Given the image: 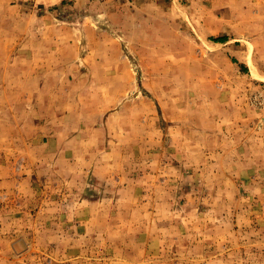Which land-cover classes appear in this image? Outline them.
<instances>
[{
    "label": "rangeland",
    "instance_id": "374dc122",
    "mask_svg": "<svg viewBox=\"0 0 264 264\" xmlns=\"http://www.w3.org/2000/svg\"><path fill=\"white\" fill-rule=\"evenodd\" d=\"M0 264H264V0H0Z\"/></svg>",
    "mask_w": 264,
    "mask_h": 264
},
{
    "label": "crops",
    "instance_id": "0c3cea01",
    "mask_svg": "<svg viewBox=\"0 0 264 264\" xmlns=\"http://www.w3.org/2000/svg\"><path fill=\"white\" fill-rule=\"evenodd\" d=\"M119 92V91H118ZM117 92V93H118ZM121 92V91H120ZM124 108H122L120 111H118V112H122V110H123ZM84 137V136H83ZM78 138V136H76V137H74L72 140L74 141V140H76ZM69 139V138H68ZM68 139H66V140H68ZM85 140H87L86 139V137H84L83 138V141H85ZM65 152H66V156H68V157H74L75 156V152L74 151H70V150H64ZM62 152V151H61ZM84 158H86L87 159V156H84ZM69 164H68V166L65 168V173L67 174V176L68 175H72V176H76V175H78V177L79 176H84V175H86V172H81V171H78L77 170V167H76V165L74 164V163H71V162H73L72 160H69ZM91 172V171H90ZM113 173H115V172H111L110 173V171L107 169H94V171H92V175H95L96 177H107V178H111L112 177V175H113ZM78 177H76V178H78ZM69 178H70V176H69ZM79 180H82V182L84 183V185H86L87 183L85 182V179L84 178H78ZM113 183H116V184H118L117 182H114V180H113ZM83 185V186H84ZM123 184H121V185H119V186H122ZM118 186V187H119ZM84 187H87V185L86 186H84ZM115 187H117V186H115ZM129 187V186H128ZM127 187V188H128ZM84 190H85V188H84ZM84 190H82L81 189V192H83ZM133 190H135L134 188H133ZM85 192V191H84ZM61 201V200H60ZM59 201V198L58 199H56V204H60L61 205V202ZM119 200H114V202H118ZM82 202V203H81ZM101 202V203H100ZM104 201L101 199L100 201H98V202H96V201H90V200H87L86 198H84V197H80L79 199H78V202H77V205H80L81 207H86V206H90V205H98V206H101L102 205V203H103ZM114 202H110L111 204H113ZM100 204V205H99ZM86 215L87 214H82V216H80V218H73L72 217V219L70 220V221H74L75 222V224H76V229H77V231H78V233H80L81 232V234H82V236H84V234H86L88 231H90L89 229H88V225L90 224V221L92 220V219H88L87 217H86ZM86 217V218H85Z\"/></svg>",
    "mask_w": 264,
    "mask_h": 264
},
{
    "label": "bare ground",
    "instance_id": "6f19581e",
    "mask_svg": "<svg viewBox=\"0 0 264 264\" xmlns=\"http://www.w3.org/2000/svg\"><path fill=\"white\" fill-rule=\"evenodd\" d=\"M16 244H17V249H18L19 251H24V250H26L27 247H28V244L25 243V241H18Z\"/></svg>",
    "mask_w": 264,
    "mask_h": 264
},
{
    "label": "trees",
    "instance_id": "16d2710c",
    "mask_svg": "<svg viewBox=\"0 0 264 264\" xmlns=\"http://www.w3.org/2000/svg\"><path fill=\"white\" fill-rule=\"evenodd\" d=\"M215 41L222 42L223 40H219V39H218V40H215Z\"/></svg>",
    "mask_w": 264,
    "mask_h": 264
},
{
    "label": "water",
    "instance_id": "95a60500",
    "mask_svg": "<svg viewBox=\"0 0 264 264\" xmlns=\"http://www.w3.org/2000/svg\"><path fill=\"white\" fill-rule=\"evenodd\" d=\"M19 241H23V240H19Z\"/></svg>",
    "mask_w": 264,
    "mask_h": 264
}]
</instances>
